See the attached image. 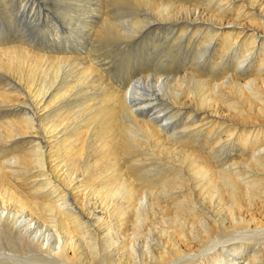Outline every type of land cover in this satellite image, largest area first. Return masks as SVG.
Here are the masks:
<instances>
[{
  "label": "bare ground",
  "instance_id": "obj_1",
  "mask_svg": "<svg viewBox=\"0 0 264 264\" xmlns=\"http://www.w3.org/2000/svg\"><path fill=\"white\" fill-rule=\"evenodd\" d=\"M0 264H264V0H0Z\"/></svg>",
  "mask_w": 264,
  "mask_h": 264
},
{
  "label": "rangeland",
  "instance_id": "obj_2",
  "mask_svg": "<svg viewBox=\"0 0 264 264\" xmlns=\"http://www.w3.org/2000/svg\"><path fill=\"white\" fill-rule=\"evenodd\" d=\"M50 4H51V13L53 14V16H54V21L57 23V22H60L59 20H64L63 18H64V16L65 15H63L62 14V12H60V9H61V5H59V3L57 2V1H50ZM58 7V8H57ZM46 23H48V22H46ZM63 24H65V23H63ZM66 26V25H65ZM62 27H64V25H62ZM67 27V26H66ZM62 29H64V28H62ZM113 47H115V46H113ZM113 47H111V46H107L106 48H103L100 52H99V54H101V56H102V60H104V62H106V61H108V64H109V66H110V68L108 69V72H109V74H110V81L109 82H111L112 81V83L114 84V85H118V82L119 81H121L120 83H119V87H120V85H123L122 86V88L121 89H123V87H125L124 86V82H125V80H126V76H127V74H125V73H123V74H120V75H116V73H118V68H116V66H117V62H115V61H118L119 62V60H120V58H122L123 57V55L126 53V50H127V48H125V50L123 49H121L120 51H117V50H113L114 48ZM136 48V49H135ZM140 48L141 49H146L145 47H138V45H137V47H134V49L132 48V50H134V51H136V52H140L139 50H140ZM137 49H139V50H137ZM107 52H106V51ZM103 51V52H102ZM111 51V52H110ZM114 51V52H113ZM138 56H140V55H138L137 54V59L136 60H139L140 58L138 57ZM115 59H118V60H115ZM113 60H115V61H113ZM140 64V65H139ZM134 66L136 65V64H133ZM143 66L144 67H146V65L145 64H142V63H140V62H138V65H137V72L139 73V74H142L144 71H145V68L143 69ZM112 68V69H111ZM139 74L138 75H136V78L137 77H140L139 76ZM115 78V79H114ZM119 78V79H118ZM118 79V80H117ZM121 79V80H120ZM126 88V87H125ZM19 145H21V148L22 149H27V148H29V144H27L26 143V141L25 142H21Z\"/></svg>",
  "mask_w": 264,
  "mask_h": 264
}]
</instances>
